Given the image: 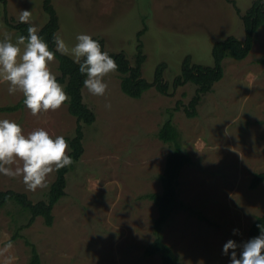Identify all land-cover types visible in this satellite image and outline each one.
I'll use <instances>...</instances> for the list:
<instances>
[{"label":"rangeland","instance_id":"1","mask_svg":"<svg viewBox=\"0 0 264 264\" xmlns=\"http://www.w3.org/2000/svg\"><path fill=\"white\" fill-rule=\"evenodd\" d=\"M43 1L0 0V39L5 32L13 42L20 36L6 17L15 23L22 9L31 11L33 25L42 26L47 21ZM253 1L52 0L61 20L58 34L69 47L78 34H89L102 38L106 51H122L134 63L138 32L145 29L140 37L146 55L143 74L153 81L163 65L169 89L162 93L152 86L141 97H132L122 90L119 71L104 78V96L83 87L84 101L96 119L84 124L85 150L67 174L66 194L54 206L53 224L38 216L12 240L28 222L29 212L14 201L0 207V248L12 242L13 264H28L27 240L46 264H163L159 253H145L155 238L159 214L146 194L162 191L160 174L172 144L160 139L158 131L170 112L191 162L181 170L179 203L163 225L164 241L186 264H230L231 249L224 255V245L248 241L252 223L264 213V181L251 187L255 173L264 171V25L247 57L224 59V76L203 96L196 116L190 117L185 106L197 84L175 88L174 79L187 55L192 62L211 65L217 39H244L241 15ZM50 70L57 78L61 75L57 58ZM58 83L66 91V82ZM8 87L0 82V106L23 98L19 92L10 95ZM0 119L17 122L25 135L42 128L53 138L63 136L71 150L68 138L75 134L77 118L67 102L35 117L25 105L0 110ZM55 177L56 171L48 177V188L33 192L21 177L0 174V189L25 191L38 201L47 198Z\"/></svg>","mask_w":264,"mask_h":264},{"label":"trees","instance_id":"2","mask_svg":"<svg viewBox=\"0 0 264 264\" xmlns=\"http://www.w3.org/2000/svg\"><path fill=\"white\" fill-rule=\"evenodd\" d=\"M44 9L48 13V21L39 30V35L49 44L50 50L55 52L53 43V34L58 33L60 28V18L56 8L52 4V0H44ZM239 11V7H237ZM246 36L241 39L235 35H229L224 39H217L212 47L213 64L204 65L202 63L192 62L191 56L187 55L182 63L180 73L174 79L175 88L184 85L187 82L197 84L196 93L185 106L186 113L190 117L197 114V106L200 104L203 96L213 89V86L224 76L223 61L226 57L243 59L247 57L253 47L254 37L258 29L264 25V1L254 0L252 5L241 15ZM6 20L17 29L20 35L27 36L28 24L20 23L19 21L12 23L7 17ZM145 29L138 32L139 43L136 49L135 61L127 57L124 52L106 51L104 40L102 38L93 37L101 45V50L106 51L117 63L121 77L122 90L132 96L141 97L145 91L152 86H156L162 93H167L169 89L168 82L163 78V65L158 66L155 72L153 81H149L143 74V63L146 55L143 53V42L140 39ZM56 58L59 61L61 75L57 81L66 82L65 89L69 96L68 108L77 118V126L75 134L68 138L70 144L69 156L73 159V164L66 166L59 171H56V177L50 185L47 198L38 201H33L27 192L16 190L14 188L0 189V207L4 206L8 201L18 203L24 210L29 212L28 222L16 231L12 240L21 235L20 230L25 226H30L38 216H42L47 225L51 226L55 216L53 213L54 206L66 194L68 183L67 174L75 166V163L84 153V124H91L96 119V114L84 101L83 97V81L86 76L79 72L78 65L73 58L68 55L56 53ZM24 97L13 105L0 106L3 111H16L21 108ZM179 109V106L176 107ZM173 112H170L169 117L165 120L158 131L160 139L172 144V149L167 155L164 171L160 174L162 183V191L150 192L146 194L155 202L158 207L159 214L154 221L155 238L150 242L145 253L148 255L159 253L163 264H186L181 261L179 255L172 246L164 241L162 229L163 225L173 214L178 206V183L182 168L191 162L190 156L184 152L181 144V132L173 121ZM264 181V171L255 173L251 182V187L255 188ZM257 225L264 226V213L256 217L250 228V239L260 234V228ZM249 239V240H250ZM31 247V257L28 264H46L42 261L41 255L37 246L27 240Z\"/></svg>","mask_w":264,"mask_h":264},{"label":"clouds","instance_id":"3","mask_svg":"<svg viewBox=\"0 0 264 264\" xmlns=\"http://www.w3.org/2000/svg\"><path fill=\"white\" fill-rule=\"evenodd\" d=\"M31 20L30 10H20L18 21L29 25L27 36L20 35L13 42L11 35L5 32L0 39V82L9 85V94L21 93L25 107L34 117L59 110L70 98L50 70V63L58 52L73 58L79 72L86 76L83 87L90 94L104 96L108 88L104 78L117 71L118 65L101 50L100 43L89 34H78L77 43L69 47L60 34L54 33V52ZM105 107L110 108V103ZM68 151L69 145L63 136L53 138L42 128L25 135L17 122L0 119V174L21 177L29 191L48 188L50 174L73 164ZM257 227L261 229L258 236L241 245L233 240L224 245V255H229L231 249L230 264H264V226ZM237 231L234 230V234ZM12 248L11 241L0 248L3 264H13Z\"/></svg>","mask_w":264,"mask_h":264},{"label":"crops","instance_id":"4","mask_svg":"<svg viewBox=\"0 0 264 264\" xmlns=\"http://www.w3.org/2000/svg\"><path fill=\"white\" fill-rule=\"evenodd\" d=\"M43 2H44V1H43ZM43 10H45V9H44V6H43ZM45 11H46V10H45ZM46 15H47V21H48L49 16H48V13H47V12H46ZM59 18H60V16H59ZM47 21H46V22H47ZM46 22H45V23H46ZM45 23H44V24H45ZM32 24H33V23H32ZM44 24H43V25H44ZM43 25H42V26H43ZM34 26H36V25H34ZM42 26H39V27L36 26V27L38 28V30H40ZM60 27H61V20H60ZM59 29H60V28H59ZM58 33H59V30H58ZM190 56H191V55H190Z\"/></svg>","mask_w":264,"mask_h":264}]
</instances>
